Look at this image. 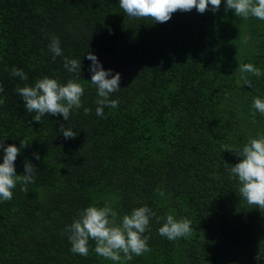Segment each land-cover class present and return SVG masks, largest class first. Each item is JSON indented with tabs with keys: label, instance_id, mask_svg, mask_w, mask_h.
Wrapping results in <instances>:
<instances>
[{
	"label": "trees",
	"instance_id": "16d2710c",
	"mask_svg": "<svg viewBox=\"0 0 264 264\" xmlns=\"http://www.w3.org/2000/svg\"><path fill=\"white\" fill-rule=\"evenodd\" d=\"M53 34L64 56L82 62L83 107L67 122L46 115L37 123L15 90L45 75L71 77L63 57L51 58ZM89 51L122 74L113 94L119 107L105 108L103 118ZM242 63L264 70V21L236 17L223 4L153 23L128 17L118 0H0V139L27 144L18 175L25 160L37 167L27 192L18 184L0 203V264H113L96 255L94 241L83 257L61 235L78 209L105 203L121 217L147 203L157 216L192 221L190 236L169 241L153 219L150 251L126 264H264V209L243 200L225 171V161L241 159L225 146L264 132V117L253 122L249 112L264 95V76L249 74L253 87L242 86ZM13 66L28 81L10 76ZM61 123L77 136L64 139Z\"/></svg>",
	"mask_w": 264,
	"mask_h": 264
},
{
	"label": "clouds",
	"instance_id": "9594fccd",
	"mask_svg": "<svg viewBox=\"0 0 264 264\" xmlns=\"http://www.w3.org/2000/svg\"><path fill=\"white\" fill-rule=\"evenodd\" d=\"M118 4L128 17L150 18L153 23L169 21L178 10L188 12L195 9L200 14L210 10L215 13L222 4L225 11H232L236 17H254L264 21V0H118ZM48 50L53 61L63 57V67L72 74L71 77L62 82L58 77L45 75L32 84L25 83L17 87L15 91L21 97L26 113H35L31 117L33 121L40 123L48 115L62 117L67 122L75 111L83 107L85 88L80 82L83 65L79 59L64 56L61 39L57 35L49 37ZM86 58L91 62L87 69L91 74L90 83L96 89V116L103 118L105 108L119 107L120 100L113 98V94L121 89L122 74L105 69L94 52H87ZM238 67L242 86L253 87L249 74L256 78L264 76V70L253 63H242ZM10 76L25 82L29 79L28 74L16 66L11 68ZM3 92L4 86L0 83V93ZM2 103L3 99L0 98ZM90 111L84 108L85 114ZM249 112L253 122L257 115L264 117V95L258 94L252 98ZM59 131L66 140L77 136L73 128L65 127L63 123ZM5 140L0 139V203L13 199L18 184L21 191L27 192V185L35 183L37 174V167L28 160L24 162L23 175L17 174L15 161L27 144L21 141L19 147L16 144L6 145ZM225 149L241 158L234 165L225 161L226 173L238 181L241 198L255 208L264 209V132H258L240 146H225ZM33 156L36 160L41 159L39 153H33ZM153 219L160 225L157 233L169 241L186 239L193 231L189 218L177 219L171 213L157 216L147 203L132 208L122 217L110 204L105 203L102 206L89 204L78 209L77 215L70 224L64 226L61 235L67 236L73 254L87 257L90 242L94 241L92 250L98 257L110 260L113 264H126L134 256L140 257L150 251Z\"/></svg>",
	"mask_w": 264,
	"mask_h": 264
}]
</instances>
